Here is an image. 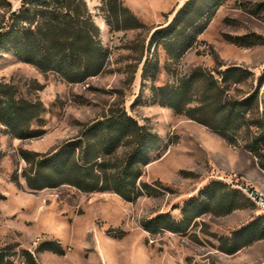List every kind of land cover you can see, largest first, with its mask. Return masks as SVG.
<instances>
[{
	"label": "rangeland",
	"instance_id": "1",
	"mask_svg": "<svg viewBox=\"0 0 264 264\" xmlns=\"http://www.w3.org/2000/svg\"><path fill=\"white\" fill-rule=\"evenodd\" d=\"M8 1L12 11L22 3ZM84 1L105 55L99 75L70 83L0 48V90L43 108L39 121L30 125L40 137L18 139L0 123V247L34 253L52 242L62 249L63 255L36 254L39 264H264V212L250 198L252 192L264 196L251 183H262L258 160L244 149V141L232 147L177 114L159 91L166 86V93L172 92L198 69L218 78L225 69L239 67L250 74L231 82L229 94L244 96L263 77L262 97L264 0H199L210 12L208 23H200L205 29H191L168 50L161 39L152 44L150 39L172 27L190 0ZM115 3L130 10L137 27L117 30L108 9ZM10 13L0 9V28ZM120 111L159 138L139 180L154 187L156 196L128 202L113 192L82 193L68 185L28 189L22 152L56 153L80 137L86 125ZM127 150L121 147L113 157L120 159ZM214 184H219L217 196L227 194L237 210L225 215L218 197L184 233L166 230L167 222L182 221L190 204L209 202Z\"/></svg>",
	"mask_w": 264,
	"mask_h": 264
},
{
	"label": "trees",
	"instance_id": "2",
	"mask_svg": "<svg viewBox=\"0 0 264 264\" xmlns=\"http://www.w3.org/2000/svg\"><path fill=\"white\" fill-rule=\"evenodd\" d=\"M198 1L186 3L175 16L173 26L155 31L150 43L161 39L168 50L173 43L182 42L180 39L191 29L202 32L206 25L200 23L204 19L205 24L208 23L210 12ZM0 9L11 11L0 28V48L12 50L24 62L43 72H56L70 83H82L101 73L105 55L99 43L98 27L84 0H22L16 11H12L8 0H0ZM108 9L115 18L117 30L137 27L138 22L130 10L121 4H109ZM110 21L108 19L107 23ZM127 22H131V26ZM248 73L233 67L215 78L213 73L198 69L179 80L172 92L166 93V86L159 91L167 97L169 108L207 127L230 146L237 147L244 141V149L258 160L264 173V94L259 96L263 77L257 87L244 96L237 98L229 94L230 83H240ZM42 109L41 105L16 100L9 91L0 90V123L18 139L41 136V131L31 129L30 125L39 121ZM158 142L156 135L126 112H113L103 120L86 125L80 137L56 153L22 152L28 166L22 176L28 189L33 191L68 185L82 193L113 192L133 202L144 195L158 193L154 187L139 182L141 168L150 163ZM125 146L128 150L123 157L114 158L118 149ZM217 187L219 184L208 189L212 192L209 202L190 204L183 212L182 221L167 222L166 230L184 233L191 220L218 197V202L225 207V215L237 210L227 194L217 196ZM16 248L0 247V264H39L35 255L44 252L63 255L62 249L52 242L40 244L34 253L17 252Z\"/></svg>",
	"mask_w": 264,
	"mask_h": 264
},
{
	"label": "built area",
	"instance_id": "3",
	"mask_svg": "<svg viewBox=\"0 0 264 264\" xmlns=\"http://www.w3.org/2000/svg\"><path fill=\"white\" fill-rule=\"evenodd\" d=\"M250 198L254 201L264 212V196L256 192L250 194Z\"/></svg>",
	"mask_w": 264,
	"mask_h": 264
},
{
	"label": "crops",
	"instance_id": "4",
	"mask_svg": "<svg viewBox=\"0 0 264 264\" xmlns=\"http://www.w3.org/2000/svg\"><path fill=\"white\" fill-rule=\"evenodd\" d=\"M263 173V172H262ZM262 179V183H259L258 181H255V179L253 180V182L251 181V183L258 189V190H262L264 191V173L263 175L259 176Z\"/></svg>",
	"mask_w": 264,
	"mask_h": 264
}]
</instances>
